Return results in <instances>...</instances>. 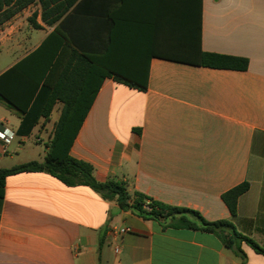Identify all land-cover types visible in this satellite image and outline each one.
<instances>
[{
  "label": "crops",
  "instance_id": "1",
  "mask_svg": "<svg viewBox=\"0 0 264 264\" xmlns=\"http://www.w3.org/2000/svg\"><path fill=\"white\" fill-rule=\"evenodd\" d=\"M43 41L97 52L110 43L127 69L143 72L147 63L145 91L103 80L69 149L96 181H122L207 221L229 220L264 249V0H79L51 26L35 3L0 27V55L9 59L0 74ZM198 51L245 58L248 67L196 66ZM61 107L30 135L39 124L53 126ZM21 117L0 100V125L15 135L0 142L1 169L45 157L47 147L35 160L30 135H16ZM243 182L249 189L231 218L222 195ZM121 228L128 231L113 233ZM240 250L213 234L142 219L45 172L5 179L0 264H264L246 244Z\"/></svg>",
  "mask_w": 264,
  "mask_h": 264
},
{
  "label": "trees",
  "instance_id": "2",
  "mask_svg": "<svg viewBox=\"0 0 264 264\" xmlns=\"http://www.w3.org/2000/svg\"><path fill=\"white\" fill-rule=\"evenodd\" d=\"M78 2L79 0H0V27L18 12L35 3L40 6L42 22L51 26ZM32 26L38 28L35 24ZM53 37L55 34L48 36L49 39ZM111 53L110 43L104 46L102 52H97L95 49L72 45V41H43L27 57L0 74V100L22 116L16 130L17 136H29L40 119L49 121L55 104L62 105L59 117L53 124L43 161H31L9 169L0 168V199L8 176L45 172L67 187H89L103 200L115 203L121 210H131L142 219L162 221L165 228L213 234L226 248L234 249L237 253H241L240 246L244 243L255 253L264 256V249L239 233L231 221H207L196 211L167 206L136 191L130 192L127 184L122 181L107 179L98 182L90 164L69 155L73 140L104 79L110 78L139 91L147 88V63L143 72H133L127 69L125 63L114 59ZM191 64L234 71H245L248 67L245 58L201 51H198ZM248 189L249 184L243 182L222 195L231 218L236 215L238 198Z\"/></svg>",
  "mask_w": 264,
  "mask_h": 264
},
{
  "label": "rangeland",
  "instance_id": "3",
  "mask_svg": "<svg viewBox=\"0 0 264 264\" xmlns=\"http://www.w3.org/2000/svg\"><path fill=\"white\" fill-rule=\"evenodd\" d=\"M7 57L8 56L6 54L0 55V68L4 67L9 62V59H7ZM57 115H58V111L54 110L50 116V120L54 121L57 118ZM52 127L53 126H51V124H48V126L46 127L42 124H39V126L36 127V130L32 133V135H30V139L27 142V146H31L32 148H34L33 151H31V153L32 156H35L34 157L35 160L42 161V159H39L38 154L40 156L44 154L46 144L48 143L52 133ZM37 139L40 140L37 141ZM17 140L18 139L16 138L14 145L16 144ZM27 155L29 156V154Z\"/></svg>",
  "mask_w": 264,
  "mask_h": 264
},
{
  "label": "built area",
  "instance_id": "4",
  "mask_svg": "<svg viewBox=\"0 0 264 264\" xmlns=\"http://www.w3.org/2000/svg\"><path fill=\"white\" fill-rule=\"evenodd\" d=\"M14 133L12 131H10L8 128L3 127L2 125H0V142L3 145H8L14 138ZM145 209H148V207H145ZM128 230L126 228H121V229H115L113 230L114 234L117 235H123L127 232ZM114 253L117 254L119 251V246H115L114 247Z\"/></svg>",
  "mask_w": 264,
  "mask_h": 264
}]
</instances>
